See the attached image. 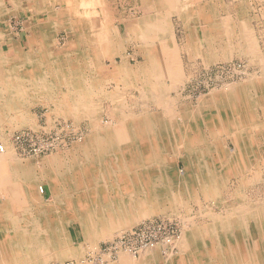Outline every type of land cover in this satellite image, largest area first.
I'll return each mask as SVG.
<instances>
[{
	"label": "bare ground",
	"instance_id": "obj_1",
	"mask_svg": "<svg viewBox=\"0 0 264 264\" xmlns=\"http://www.w3.org/2000/svg\"><path fill=\"white\" fill-rule=\"evenodd\" d=\"M152 2L155 10L152 8V10L146 11L147 14L140 19L133 23H128L124 39L120 38L117 32L114 33L112 31L115 34L113 35L108 29H104L106 40L100 44L95 41L94 59H90L93 53L89 54L84 49L80 50L77 45L79 43L77 33L81 34L80 38L86 44L93 43L87 33V21L85 19L83 21L82 18L80 19L81 21L78 20L77 8H75L72 0H69L67 12L69 21L74 22L76 19L74 24L79 22L82 29L77 30L76 28L68 31L70 36L69 51L67 54L63 53L59 54L60 56L55 55L53 57L54 68L50 70V78L47 80V76L43 74L42 69L35 70L34 73L30 72L29 75H21L16 67L15 60L7 62L3 69H0V121L7 119V124L12 125L13 119L11 115L14 113L22 118L23 123L21 126L26 125L23 119L25 118V102L21 100V96H24L29 91H33L40 99L44 97V92L49 91L48 104L50 103L56 112L62 110L65 113H71L76 116L81 111L80 114L82 113L85 118L90 119L91 117L96 119L100 115L102 107L99 105V100L106 99L110 103L108 126L104 127L105 130L97 132L93 142L88 145L87 152L82 153L83 156L79 154V159L78 157H73L70 166L60 161H55L57 159L55 158L52 166L54 170L52 168L51 171L40 168L41 174L49 176L48 178L51 181L58 180V178L64 179L66 184L63 183L62 186H60L61 184L57 186L58 182L56 184L59 187L58 189L65 190L68 188L69 190L71 186L79 191L76 198L71 200L72 198L68 195V192H56L58 189L54 192L53 190V199L49 208H99L95 211L86 210V214L81 213L80 210H75L76 214L74 213L73 219L80 223L84 217L88 221H93L94 217L105 221L110 217L126 215V224H130V220L134 216H131L130 212L136 209L133 208V205L136 206L138 204L135 202L136 199L135 201L133 199V191L142 195L140 205L144 207L143 209L141 208L142 214L145 215L144 217H147L149 213L150 215L153 214L154 209L160 204L161 196L163 198L169 196L171 189H176L177 185H179V180L190 177L188 176L192 172L190 167L194 168L193 172L197 178L198 184L196 183L195 185H198L199 188L203 185L202 191L204 195L205 193L207 195L206 188L208 189V195L210 194L209 191L213 192L215 190L213 195L215 194L216 196L215 181L218 179L215 180L213 176H217L216 173L219 170H217L216 162L218 160L213 156L215 145H211V141L204 138L205 135L203 133L205 132H202L201 128L193 130L192 138L189 137L190 135H186L182 131L183 125L186 124L184 119L186 117L189 118L190 122L196 123L197 126L202 124L203 119V123L208 128L210 135H213L214 141L217 139L216 136L219 137V134L227 135L233 150L231 153L229 150H224L223 154L224 160H228L229 163L233 159L236 160L238 158L236 162L241 165L244 163L241 158H245V155L248 158L249 154L245 150L248 146H252V141L247 140V134L250 131H261L264 133V118L259 120V118L252 117L253 115H250V118L247 116L244 118L245 114L248 115L246 111L249 108L252 109L253 101L254 104L256 103V105L261 107L264 114V73L261 78H256L240 85L227 86L220 93H211L206 96L208 99H205L206 97L201 98L195 107H180L179 109V106L173 101L166 100L170 91H176L178 89L176 85L183 83V80L185 81L179 63L178 51L175 47L176 44L173 41L169 16L176 14L183 22L188 24L190 15H184L178 9L177 0H153ZM103 13H105V10ZM86 14L89 13L84 11L81 13L82 16ZM54 22L55 13L50 11L49 25L55 34ZM74 24L69 26L75 28ZM245 32H247V29ZM201 35L205 39L208 38L207 33L202 32ZM249 42L252 47L253 42L251 40ZM123 43L125 45L135 44L137 52L141 54L142 62L135 68L130 67L129 60L122 56L123 51H125ZM210 45L211 43L207 42V47H211ZM251 47L250 52L255 55L254 47ZM225 50H227V47H225ZM225 50L220 54H224ZM115 55H120V62L111 65L110 69L104 66L105 63L99 62V56L113 60ZM22 77L25 80V85L23 86L21 84ZM105 79L115 84L112 90L107 91L103 88L102 82ZM60 86L65 87L69 96L65 102L64 100L59 102L56 98V93ZM122 88H130L138 92L141 103L140 113L134 110L135 105L134 107H128L124 104L125 91ZM206 110L215 111V115L210 121L203 117ZM2 139L0 136V144L4 148V152L0 153V199H5V203H0V208H25L24 205L29 203V201L20 197V195L22 196L20 190L24 192L23 195L29 193V187L35 186L38 177L37 175L23 177L25 176V170L18 168L19 161H16L17 159L9 151L7 143L3 142ZM215 143L219 147V142L215 141ZM143 146L145 151L141 150ZM11 147L15 151L14 147ZM222 147L223 149L228 148L226 144H223ZM252 147H256V145L254 144ZM171 155H174L175 158L181 155H184L185 158L190 157L186 161L187 173L186 171H180L183 176L181 174L179 175L180 177L177 176L172 169L166 171L164 166L165 159ZM104 158L111 160L110 166L106 168L101 166ZM63 168L66 169V172ZM61 169L64 177L60 176ZM101 172H104L110 182H113H111L109 189L105 187L106 191L119 190L120 186H118L119 183L117 182L123 181L126 183L125 188H128L127 194L115 193V191L99 194L97 191L102 188L97 186L95 193L91 195V199H88V194H85L84 190L83 177L79 179L78 184L74 182V185L69 186L67 184L68 176H70L68 174H83L84 176L89 173V176H92V173L98 175ZM142 175L146 178V187H141L140 191H138L140 182L136 185L135 178H139ZM207 176H209L210 182L205 180ZM133 183L136 186H133ZM131 186L134 188L133 191L130 190ZM38 192L39 194L41 193L39 188ZM151 196H154L155 202L151 201L150 203ZM241 197L242 194L236 193L234 201H237L224 209L225 216H211L212 223L209 226L198 227L192 224L193 226L189 227L187 223L190 220H185L184 223L186 225L183 224V229L181 228L183 233L169 246L171 247L170 249L177 245L182 236L194 238L207 236L213 238L217 243L222 242L221 240H230L235 237L234 231L236 228L241 230L243 240H248L247 222L250 217L255 220V234H259L256 238L258 237L261 246H264V234L263 236L261 234V228L264 232V203L246 204ZM67 198L68 201H65ZM177 199L179 198L177 197ZM149 205L150 209L145 208ZM171 206L176 207V205ZM177 209L171 208L170 211L172 214H177ZM156 211L166 213L164 208H157ZM70 222L72 221L69 220L68 222L67 220V223ZM81 226H83L85 234L90 229L87 225H83V221ZM110 234V232L105 231L103 234L100 233L98 235V232H93L92 230L87 237L92 238L93 240L91 241H96L104 239ZM81 247L71 248L68 256L79 257L81 252H83ZM158 247L160 245L153 249ZM251 252L254 251H248L249 254ZM261 253H264L263 249Z\"/></svg>",
	"mask_w": 264,
	"mask_h": 264
},
{
	"label": "rangeland",
	"instance_id": "obj_2",
	"mask_svg": "<svg viewBox=\"0 0 264 264\" xmlns=\"http://www.w3.org/2000/svg\"><path fill=\"white\" fill-rule=\"evenodd\" d=\"M68 1L69 0H50L51 4H49V8L51 9L50 11L55 13L54 53L57 56H60L59 54L63 53L67 54V52L69 51L70 36L68 31L70 29L75 30L76 28L77 30L82 29L79 22L74 24L76 19L74 20V22L69 21L67 13ZM152 1L153 0H72L75 8H77L78 20L82 18L83 21L84 19L87 21V33L91 41H93L92 44H86L82 40V38H80L81 34L77 33V35L79 36V43L77 45L79 46L80 50L84 49L89 52V54L93 53L90 56V59H94L95 41L100 44L106 40L104 29H108L112 34L113 32H117L120 38L124 39L126 34V25L128 23H133L134 21L140 19L141 17H143V15H146L149 10H152V8L153 10H155V6L153 5ZM177 5L178 9L181 10L184 15H190L188 24L183 22V20L176 14H171V17L169 16V24L172 28L171 32L173 41L174 44H176L175 47L178 51L179 63L180 67L182 68L180 69L183 72L182 75L185 81L183 80V83H179L178 85H176V88H178L176 90L177 92L174 90V92L170 91L166 98L167 101H173L175 104H177V106H179V109L180 107H195L201 98L206 97L211 93H220L223 92L224 89L227 88V86L240 85L241 83H246L253 79L262 77V74L264 73V0H177ZM104 10L105 13H103ZM83 11L89 14L82 16L81 13ZM44 24L45 23H43V25ZM73 24L75 28L70 27ZM245 25L247 28L245 27ZM5 27L10 29H17L21 27V23L13 20L5 23ZM246 29L247 32H245ZM202 32L207 33L208 38L205 39V37H202ZM249 39L251 40V42H253L252 47H254L253 50L255 52V55H252V53L250 52L251 46L249 45ZM207 42L211 43V47H207ZM123 45L125 51H123L124 53L122 56L129 60L130 67L135 68V66L142 62L141 54L137 52L135 44L131 43V45H125L123 43ZM225 47H227V50H225ZM204 49H206L207 52L206 50L204 51ZM223 50H225V53L220 54ZM66 54L64 55L66 56ZM98 59L100 63H105L104 66L110 69L111 65L120 62V55H115L113 57V60L107 57L104 58V56H99ZM102 86L105 90L110 91L115 86V84L113 82L110 83V81L105 79L102 82ZM123 90L125 91L124 104L128 107H134L135 105L134 110H137L136 112L140 113L141 103L139 100L138 92L130 88H124ZM68 97L69 96L65 87L60 86L56 93L57 100H59V102L64 100L65 102L66 98ZM205 99H208V97H206ZM34 104L36 105L37 102L32 103V105ZM39 104H41V106L39 105V108L37 109L36 107H33L32 109H30V106L29 108L26 107L27 114L26 116L24 115L25 118H23L25 120V126H21V124L23 123L22 118L14 113L11 115L13 119L12 125L6 123L7 119L4 121H0V136L3 138V142L7 143L9 151H11L13 156L17 159L16 161H19L18 168L20 170H25V176L23 177L34 175H37L38 177V181L36 182L35 186L32 188L29 187V193L23 195L24 192L20 190V192L22 193L21 197L24 198V200L29 201V203L24 205L25 208H20L22 212L17 213V211L19 210H15L18 208H0V210L2 211V214L0 213V215L2 216H0V223L2 222L4 225L8 226L12 222L19 223L18 229L8 227L7 229L3 230L0 228V232L2 233L1 235L3 237L5 236V233H7L8 237H10L13 235V232L16 231L17 233H19V231L21 232L24 229L28 230V232L32 234H34V232L38 233L39 231L41 235H43L44 232H47L48 236L50 235L51 238V236H53L54 230L57 229L55 227L56 224L59 223L63 226V230L67 232L66 234H69L71 236L69 238L71 244L66 246V249H73L78 246H82L81 248L83 252H81L79 257H63L62 259L56 260L49 259L48 256L50 254V251H48V255L42 253L35 254L30 256V261L32 262V264H98L93 259L96 257V254H98L104 244L112 241L122 232H126L136 227L142 221L144 222L149 220L161 219L173 221L179 226L180 235L181 233H183V224H185V220L188 219L190 220V223H187V226L189 227H192L193 225H197L198 227L209 226V224L212 223L211 216H225L224 209L226 207H230L233 202L237 201H234L236 193L242 194L241 198L246 202V204H256L257 202L264 203V133L261 131H250L247 134V140L252 141L251 145L253 146L255 144L256 147H247L245 152H247L249 155L248 158L246 155L245 158H241V160H244L243 164L240 165L236 162L238 158H235L236 160L233 159L229 163L228 160H224L225 158L223 154V152H225L224 150H229L230 153L233 150L231 142L229 141L227 135L219 134V137L216 136L217 139H215V141L219 142L218 147L213 139V135H210L208 128L205 127L206 125L203 123V119L202 124L197 126L196 123L190 122L189 118L186 117L184 118L186 120V124L183 125L182 129V131H184L186 135H190L189 137L192 138L193 130L201 128L202 132H205L203 133V135H205L204 138L211 141V145H215L213 156L218 160L216 162L218 166L217 170H219L216 173L217 176H213L215 180L218 179L217 181H215L216 196L215 194L213 195V192L215 190L213 192L209 191L210 194L208 195V189L206 188L205 191H207V195L206 193L204 195L202 191L203 185L200 186L201 189L199 187L198 190L194 189L195 191L193 190V188H195L196 186H194L192 187V190L189 189V195L187 197H184L185 199L183 203H180L179 206H171L172 199L170 196H166L164 198L161 196L160 204L157 208H164V211H166V213H161L163 212V210H161V212L156 211L157 208L153 207L156 208L154 209V213L151 215L149 213L147 217H144L145 215H143L141 212V208L143 209L144 207L140 205L142 195H140L138 192H134V188H132L131 186L130 190H132L134 193L133 199L134 201L136 199L135 202H137L138 204L136 206L133 205V208L136 209L133 212H130L131 216L136 215L135 217L133 216L131 218L130 224H126V215H123L122 217H110L105 221L99 218L95 219V217L93 218V221H88L84 217V219L82 220L83 225L85 224L90 228L85 234L83 226H81L82 221L80 223L73 219L76 214L75 210H80L81 213L86 214V210L90 209L95 211L99 208H49L50 203H52L53 199V190L55 192V190L59 188L57 187L59 186V184H61L60 186H62L63 183H66L62 178L51 181L50 178H48L49 176H43L41 174L40 168L42 167L51 171L55 158H57L55 161H60L62 163H65V165L70 166L71 159L73 157H78L79 159V154L83 156L82 153L87 152L88 145L93 142L97 132L105 130L104 127L108 126L110 119V103L106 99H101V101L99 100V105L102 108L100 111V115L96 119L93 117H91V119L85 118L82 113L80 114L81 111L78 115L76 114V116L72 115L71 113H65L64 111L59 109L57 113L54 110L53 106L50 103L48 104V101H43ZM47 105L51 106L48 111L43 107H46ZM252 106V109L249 108V110L246 111L248 115L245 114L244 118L246 116L250 118V115H253L252 117H256L257 119L259 118V120H262V118H264V114L261 107L256 105V103L254 104V101L252 102ZM30 110L33 114L38 113V118H35L34 116L29 117ZM214 115L215 111L212 112L210 110H206V113H204L203 117L207 118V121H210V119H212ZM20 132H27L35 138L37 136H41L40 138L44 139L53 138V135L56 133L59 136V140L63 142V145L48 154H40L38 156L27 155L26 153L21 152L20 149H17V147H15L13 143L12 138H14V136H16L17 133ZM223 144H226L228 148L223 149ZM10 145L14 147L16 152ZM141 150H144V146ZM184 158V155L176 158L174 157V155L166 157L164 165L166 171L172 169L177 176L181 174L180 171H186L187 173L188 167L186 166V161L190 157H186L185 159ZM241 160L239 159V161ZM110 163L111 160L104 158L101 166L103 168H106L110 166ZM63 169L66 172V169ZM52 170H54V168H52ZM190 170L193 172L194 168L190 167ZM192 172L190 174V177L194 179L195 173ZM62 173L63 170L61 169L60 176H62ZM68 175H70L68 176L67 181V184H69V186L74 185L73 182L75 184H78L79 179L83 177L84 190L85 194H88V199H91V195L95 193V189L97 186L102 188L100 190L98 189L97 193L99 194H104L107 192L111 193L112 191H115V193L121 192L123 194H127L128 192V188H125L126 183L123 181L117 182L119 183L118 186H120L119 190L115 189L112 191H106V188L109 189L112 181L110 182L109 178L104 172H101V174L98 175L92 173V176H89V173L85 174L84 176L83 174ZM181 175L183 176V174ZM65 179L67 178L65 177ZM135 179L136 185L140 182L138 191H140L141 187H146V178L144 177V175ZM57 183L58 185L56 186ZM190 183L191 182H189L188 184ZM196 183V181L192 182V185H195ZM135 184L133 186H136ZM39 187L43 188V193L39 194ZM57 191L68 192V195H70L72 198L71 200H74L76 198V195L79 194V191L71 186L69 187V190L68 188H66L65 190L58 189L56 190V192ZM154 200V196H151L150 203L151 201L155 202ZM65 201H68V198ZM0 203H5V199H0ZM145 208L150 209L151 207L149 205ZM171 208H178V212L176 211L177 214H172L170 211ZM19 214L22 217V220H19ZM67 220L68 222L69 220L72 222L67 223ZM254 222L255 220L253 219V217H250L249 221L247 222L249 250H252L254 252L256 250V252L259 253L260 250L262 252L263 249L264 252V246H261V242L258 240V237L256 238V236H258L259 234H255L256 227L254 225ZM92 230L93 232H98V235L100 233L103 234V232L105 231L110 232L111 234L104 239L91 241L93 239L87 236L90 235V232H92ZM234 234L237 238L242 237V232L238 228L235 229ZM261 234L262 236L264 234L262 228ZM51 240H58V242L61 240L59 246L55 248V255L62 256L67 253L69 254V252L71 251V249L69 251L64 250L62 242L63 237L62 239L60 238V240L59 237L55 239L51 238ZM162 248L164 249V251H168L170 249L163 246ZM254 252L253 256H255L254 254H256ZM6 254V250H4L0 254V264H10V262L6 263V260L4 259L6 257ZM262 256L263 263L257 262V264H264V253H262ZM18 260H20V263L23 262L22 259H17V261Z\"/></svg>",
	"mask_w": 264,
	"mask_h": 264
},
{
	"label": "crops",
	"instance_id": "obj_3",
	"mask_svg": "<svg viewBox=\"0 0 264 264\" xmlns=\"http://www.w3.org/2000/svg\"><path fill=\"white\" fill-rule=\"evenodd\" d=\"M49 4H51L50 0H0V69H3L7 62L15 60L16 67L21 75H29L30 72L34 73L35 70L42 69L43 74L47 76V80L50 78V70L54 68L53 57L55 56V34L49 25V14L51 10ZM13 20L21 23V27L17 29L6 28L5 23ZM43 23L45 24L43 25ZM23 79L24 77L21 79L22 86L25 85V80ZM48 92L49 91L44 92V97L41 99L33 91H29L25 93L24 96H21V100L25 102V116L27 114L26 107L29 108L30 106V109L36 107L37 109L39 108V105L41 106V104H39L40 102L49 100ZM33 102H37V104L32 105ZM43 107L48 111L51 106L47 105L46 107ZM37 114L38 113L33 114L30 110L29 117L34 116L35 118H38ZM194 180L197 182L196 177H194V179L188 177L187 179L179 180V185H177L176 189H171L169 196L172 199V205H179V203L182 204L185 199L184 197L189 195V189L192 190V187L196 186L193 190H198V185H192V182H195ZM205 180H210L209 176H207ZM187 182H191L190 185H187ZM176 196L179 199H177ZM17 210L22 212L20 208L15 211ZM19 212L17 211V213ZM0 213L2 214V211ZM20 219L22 220V217L19 214V220ZM18 224V222H12L8 226L1 222L0 228L3 230L8 227L18 229ZM55 227L57 229L55 228L56 230H54L51 238L55 239L59 237L60 240V238L62 239L63 237L62 242L64 250L69 251L71 248L66 249V246L71 244L69 239L71 236L66 234L67 232L63 230L61 224L58 223ZM1 234L2 233L0 232V254L6 250L7 254L4 258L6 263L32 264L30 256L41 253L48 255V251L51 253L48 256L49 259L56 260L62 259L63 257H69L68 253L62 256H55V248L59 246L61 240L59 242L58 240H51L50 235L48 236L47 232H44L43 235H41L39 231L38 233L34 232V234H32L28 232V230L24 231L23 229L21 232L19 231V233L16 231L13 232V235L10 237H8L7 233H5L4 237ZM221 241L222 242L217 243L213 238L207 236L198 238L182 236L177 242V245H175L173 249H169L166 255L164 249L160 246L156 249L142 252L137 258H131L128 254L120 252L118 254L119 256L117 255L113 261H107L104 264L263 263L262 253L256 252L255 256H253V252H251V254L248 253V240H243L242 237H234L230 240ZM17 259H22L23 262L20 263V260L17 261Z\"/></svg>",
	"mask_w": 264,
	"mask_h": 264
},
{
	"label": "built area",
	"instance_id": "obj_4",
	"mask_svg": "<svg viewBox=\"0 0 264 264\" xmlns=\"http://www.w3.org/2000/svg\"><path fill=\"white\" fill-rule=\"evenodd\" d=\"M57 136L55 133L53 138L44 139L40 138L41 136L35 138L27 132H20L12 139L15 147L20 149L21 152L31 156H38L51 153L63 145V142ZM3 152L4 148L0 144V153ZM39 191L43 193V188L39 187ZM179 237L180 228L173 221H144L104 244L93 260L98 264H104L107 261H113L120 252H126L131 257L137 258L143 251L152 250L158 245L171 248L169 246ZM164 253H167V251L165 250Z\"/></svg>",
	"mask_w": 264,
	"mask_h": 264
}]
</instances>
